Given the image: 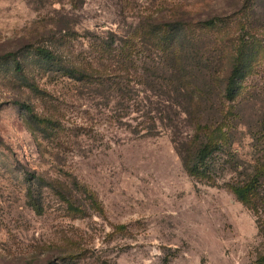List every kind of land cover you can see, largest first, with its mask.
Wrapping results in <instances>:
<instances>
[{"label":"rangeland","instance_id":"1","mask_svg":"<svg viewBox=\"0 0 264 264\" xmlns=\"http://www.w3.org/2000/svg\"><path fill=\"white\" fill-rule=\"evenodd\" d=\"M242 1L0 0V264H259L256 217L225 183L263 158L264 78L253 76L238 101L232 155L217 159L209 184L180 152L192 147L191 104L164 80L170 61L142 34L148 23L232 14ZM251 17L264 37V0ZM104 41L135 45L129 76L119 67L105 75L122 90L74 79L37 54L69 53L102 72ZM201 105L205 120L217 118V98ZM29 186L43 213L29 205Z\"/></svg>","mask_w":264,"mask_h":264},{"label":"trees","instance_id":"2","mask_svg":"<svg viewBox=\"0 0 264 264\" xmlns=\"http://www.w3.org/2000/svg\"><path fill=\"white\" fill-rule=\"evenodd\" d=\"M255 6L257 0H243L239 9L232 14L200 16L189 19L191 21L176 19L142 26L143 37L153 41V46L170 61V76L165 77V73L164 80L189 101L193 110L195 123L192 147L184 153L180 149L185 167L191 176L206 180L209 184H216L217 159L232 155L236 126L240 120L238 101L248 91L253 76L261 75L264 78V37L257 36L259 28L251 17ZM135 52L133 41H125L120 47L114 46V42L104 41L101 58L106 63L101 65L108 69L101 72L73 62L69 59V53H58L47 47L37 48L41 59L61 64L64 74L77 80H94L102 86H115L120 90L123 89V81L106 77L117 76L107 73L119 67L126 74L124 78L128 77L129 63ZM7 56L12 57L16 72L24 74L25 67L18 54L9 52L4 55ZM95 73L104 75L93 79ZM210 95L219 100V113L213 121L205 120L201 105L202 101L209 100ZM20 105L30 110L28 104ZM183 112H186L184 107ZM34 116L42 124L50 122V118L37 114ZM259 131L256 140L260 143L262 160H257L253 171L245 174L243 179H233L226 182L225 186L253 212L259 234L264 237V119ZM28 195L29 205L37 213H43V205L31 186ZM65 201L73 214H86L85 209L77 207L72 199L65 197ZM257 262L264 264V251L257 257Z\"/></svg>","mask_w":264,"mask_h":264}]
</instances>
